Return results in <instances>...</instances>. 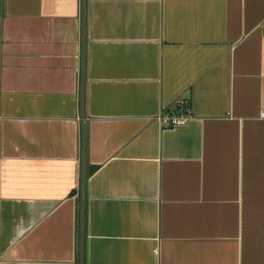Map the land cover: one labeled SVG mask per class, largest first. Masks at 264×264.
<instances>
[{"label": "crops", "instance_id": "0c3cea01", "mask_svg": "<svg viewBox=\"0 0 264 264\" xmlns=\"http://www.w3.org/2000/svg\"><path fill=\"white\" fill-rule=\"evenodd\" d=\"M83 158L84 264H264V0H0V264H80Z\"/></svg>", "mask_w": 264, "mask_h": 264}, {"label": "water", "instance_id": "95a60500", "mask_svg": "<svg viewBox=\"0 0 264 264\" xmlns=\"http://www.w3.org/2000/svg\"><path fill=\"white\" fill-rule=\"evenodd\" d=\"M84 15V23H85V17L86 12L84 9L83 12ZM83 47V61H82V80H81V113L83 115L84 113V105H83V99H84V74H85V52ZM85 149V144H84ZM86 176H87V167L85 164V158H83V172H82V184H81V227H80V264H84V239H85V229H84V221H85V200H86Z\"/></svg>", "mask_w": 264, "mask_h": 264}, {"label": "built area", "instance_id": "2783aa9c", "mask_svg": "<svg viewBox=\"0 0 264 264\" xmlns=\"http://www.w3.org/2000/svg\"><path fill=\"white\" fill-rule=\"evenodd\" d=\"M189 101L187 99H180L176 102L173 108H167L161 114V120L167 125L181 124L187 121L189 115Z\"/></svg>", "mask_w": 264, "mask_h": 264}]
</instances>
